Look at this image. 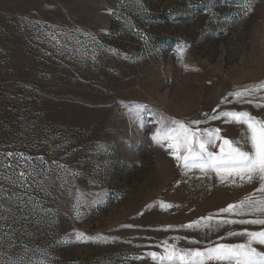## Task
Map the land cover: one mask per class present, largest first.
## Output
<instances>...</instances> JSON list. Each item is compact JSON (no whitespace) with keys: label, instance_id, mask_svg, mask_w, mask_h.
<instances>
[{"label":"rangeland","instance_id":"1","mask_svg":"<svg viewBox=\"0 0 264 264\" xmlns=\"http://www.w3.org/2000/svg\"><path fill=\"white\" fill-rule=\"evenodd\" d=\"M262 81L264 0H0V264H158L146 254L174 238L242 242L227 233L262 226L201 218L238 219L219 210L258 182L183 174L152 137L162 118L200 119L243 143L209 117L264 119V90L229 96Z\"/></svg>","mask_w":264,"mask_h":264},{"label":"snow or ice","instance_id":"2","mask_svg":"<svg viewBox=\"0 0 264 264\" xmlns=\"http://www.w3.org/2000/svg\"><path fill=\"white\" fill-rule=\"evenodd\" d=\"M79 31V29H77ZM95 42V37L92 38ZM189 46L181 43L178 49L180 62L185 70L189 65L184 62V56ZM198 71L199 69H192ZM264 90V81L252 87L242 88L229 93V96L241 102L251 103L245 97L253 96L255 92ZM227 101V97L221 103ZM122 107L128 109L130 116H138V109L144 106L136 105L130 107L121 102ZM257 107L264 105L257 104ZM216 112V109H213ZM207 117V114H204ZM226 118V122L235 123L245 127L243 143L221 136V129H210L207 127H196L205 123L200 119L182 120L176 118H162L161 125L153 134V142L165 150H171L170 155L176 160L177 166L187 174L193 170H198L202 176H215L222 183L240 184L258 182V187L253 193L246 195L235 203L228 204L221 208L219 213H228L230 217L213 216L202 217L207 223L202 226L209 229L219 228L223 225H260L259 230L242 229L240 231H229L228 236L244 237L239 243H210L204 248H181L174 241L169 243L164 241L161 253H147L158 264H264V119L253 116L247 111H223L217 115L209 117L212 120ZM212 149H218L213 151ZM22 157L25 161L30 158L21 153H7V157ZM8 167H12L11 164ZM29 175L21 171L17 174V180L23 181ZM259 194V195H257ZM162 208L172 207L170 204L161 202ZM148 207H151L149 205ZM251 217V218H247ZM201 226L199 221L183 225L185 228ZM132 227V225H125ZM171 227V226H169ZM83 233H78V239L83 237ZM88 239H95L89 237ZM223 239V238H220ZM198 243V241H189ZM140 257H137L139 259ZM10 264H20L19 261H12ZM40 264H44L43 261Z\"/></svg>","mask_w":264,"mask_h":264}]
</instances>
